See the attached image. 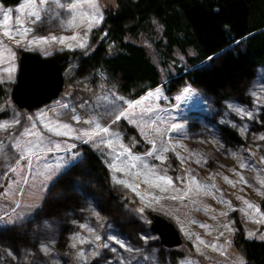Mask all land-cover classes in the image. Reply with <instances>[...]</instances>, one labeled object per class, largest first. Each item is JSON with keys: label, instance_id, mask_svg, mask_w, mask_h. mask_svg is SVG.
Returning a JSON list of instances; mask_svg holds the SVG:
<instances>
[{"label": "rangeland", "instance_id": "rangeland-1", "mask_svg": "<svg viewBox=\"0 0 264 264\" xmlns=\"http://www.w3.org/2000/svg\"><path fill=\"white\" fill-rule=\"evenodd\" d=\"M7 2L0 0V227L22 226L45 198L62 199L76 191L82 207L63 212V232L42 233L18 252L0 244V264H243L233 243L236 224L245 238L264 241V68H257L248 87L249 104L229 99L215 107L187 83L170 93L159 85L131 99L102 66L81 76L75 72L77 55L91 51V30L115 0H61L65 7L51 0ZM7 8L12 12L5 26ZM32 11L39 13V22L29 15ZM6 30L14 38L5 36ZM160 35L161 25L151 18L125 40L143 47L166 81L176 70L172 63L160 64L154 47ZM39 37L49 43H28ZM21 51L75 54L64 63L58 97L30 110L17 108L10 98ZM172 55L177 65L188 67L178 50ZM13 66L9 77L5 69ZM174 124L180 127L173 129ZM219 124L237 131L245 143L227 144ZM84 146L99 154L120 198L136 204L127 209L128 217L141 223L137 235L109 222L80 179L63 180L51 190L60 175L80 162ZM66 160L72 163L45 179L49 167ZM139 207L163 214L178 228L182 244L171 248L179 252L173 262L160 257L161 245Z\"/></svg>", "mask_w": 264, "mask_h": 264}, {"label": "trees", "instance_id": "trees-1", "mask_svg": "<svg viewBox=\"0 0 264 264\" xmlns=\"http://www.w3.org/2000/svg\"><path fill=\"white\" fill-rule=\"evenodd\" d=\"M151 18L161 25L160 38L154 42L160 64L166 68L172 63L176 70V76L166 81H162L159 69L143 47L125 40L126 35H135ZM90 39L91 51L77 55L76 75L102 66L131 99L159 85L170 93L187 83L200 89L215 107L229 99L249 104L248 87L257 68H264V0H115L112 7L104 10L100 25L91 30ZM173 50L185 57L187 68L176 64ZM205 61L208 63L203 65ZM122 126L134 132L132 127ZM218 126L227 144L245 143L231 127ZM82 149L80 162L60 175L51 190L63 180L71 183L73 178L80 179L82 188L97 197L99 209L109 222L137 235L141 223L128 217L127 209L136 204L120 198L99 154L86 146ZM81 197L75 191L62 199L45 198L34 217L22 226L0 227V244L18 252L23 244L42 233L60 232L64 228L63 212L80 209ZM233 243L243 254V264H264V241L245 238L238 224ZM176 254L179 252L160 246L162 259L173 262Z\"/></svg>", "mask_w": 264, "mask_h": 264}, {"label": "water", "instance_id": "water-1", "mask_svg": "<svg viewBox=\"0 0 264 264\" xmlns=\"http://www.w3.org/2000/svg\"><path fill=\"white\" fill-rule=\"evenodd\" d=\"M73 57L74 53L69 51L55 52L49 56L21 51L16 79L10 90V98L15 106L30 110L57 98L64 85L63 64ZM138 210L148 220L149 229L156 234L163 248L171 249L182 244V236L170 219L146 207H139Z\"/></svg>", "mask_w": 264, "mask_h": 264}, {"label": "snow or ice", "instance_id": "snow-or-ice-1", "mask_svg": "<svg viewBox=\"0 0 264 264\" xmlns=\"http://www.w3.org/2000/svg\"><path fill=\"white\" fill-rule=\"evenodd\" d=\"M40 3L41 4L48 3V0H40ZM51 3L57 5L58 7H65L61 3V0H51ZM75 7H76V5H74V4L73 5H70L69 6V11H71ZM3 10H4V25L7 26L9 24L10 20H11L10 13L12 12V9L11 8H7V9H3ZM17 11H19V9H17ZM29 15L32 16V17H34V22H39L41 20V17L39 15V13L36 12V11L30 12ZM17 22L20 23L19 21H17ZM21 27H23L22 24H21ZM23 31L26 34L29 31V29L24 28ZM4 35L5 36H8L10 38H14V37H11L9 30H6L5 33H4ZM50 39L52 41H55L57 38L55 36H52ZM63 42H64V40H63V38H61L60 39V43H63ZM17 43L19 44L20 42L18 41ZM28 43L29 44L49 43V38H47V37H39L37 39L29 40ZM80 46L83 47V45H80ZM5 71L9 74V77H11L12 73L15 71V68L13 66L11 68L5 69ZM116 119L118 120V119H120V117L117 116ZM97 127H99V125H97ZM172 127H173V129H176V128L180 127V126L174 124ZM102 131L105 132V133H107L108 132V128L105 127V128L102 129ZM262 139H264V137H262ZM57 147H59V145H57ZM72 147H75V145H73ZM146 154L147 155H152L151 152H148ZM71 163H72L71 160H66V161H64L63 164H58L56 166V168L49 167L47 169V175L45 176V179L46 180L49 179L52 175L56 174V172L60 168H62V167H68ZM117 170H119V169H117ZM159 179L166 181V183H168V184H171V182H172L170 178H166V177H163V176L162 177H159ZM118 182L119 183H124V181H118ZM172 199H177V197H172ZM249 207H252V205L249 204ZM249 235H253V233H250ZM98 239H99V237H98ZM201 243H203V241H201ZM79 255H80L81 258H83V253H81Z\"/></svg>", "mask_w": 264, "mask_h": 264}]
</instances>
